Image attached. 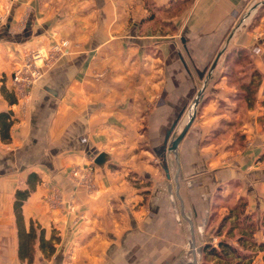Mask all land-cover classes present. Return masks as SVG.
Segmentation results:
<instances>
[{
  "label": "crops",
  "instance_id": "1",
  "mask_svg": "<svg viewBox=\"0 0 264 264\" xmlns=\"http://www.w3.org/2000/svg\"><path fill=\"white\" fill-rule=\"evenodd\" d=\"M259 1L0 0V263L30 264L15 199L31 174L23 228L60 239L45 264H191L222 239L221 201L246 199L261 224ZM227 35L232 57L252 52L262 74L253 105L235 85L252 71L206 70ZM31 50L41 74L16 84ZM206 81L175 145L173 128Z\"/></svg>",
  "mask_w": 264,
  "mask_h": 264
},
{
  "label": "trees",
  "instance_id": "2",
  "mask_svg": "<svg viewBox=\"0 0 264 264\" xmlns=\"http://www.w3.org/2000/svg\"><path fill=\"white\" fill-rule=\"evenodd\" d=\"M246 56V53L242 50L237 51L233 55L232 60L234 63L240 64L242 60H246ZM251 73L250 80L240 84V88L244 90L243 94L248 105H253L254 101L252 103L251 100L249 101V98L251 97L250 95H252V100L255 98L256 90L262 78L261 72L255 68ZM36 178V174H31L28 180L31 189L17 190L15 199V211L20 232V256L28 258L30 261L33 259L36 240H38V246L42 251H49L48 255H52L55 252V243L60 240L57 236L46 239L44 231L37 237L36 231L33 228L30 229V232H25L23 228L22 205L29 197L32 191V183L36 182ZM247 207L248 202L239 199L229 208L220 222L217 233H221L222 229L229 223L227 230L229 237L232 238L233 232L237 230L235 241L230 238H222L218 246L207 243L203 250L205 256L211 257L218 264H254L256 255L260 251H264V240H258V223L251 219V215L247 212ZM261 226L264 234V219L261 222Z\"/></svg>",
  "mask_w": 264,
  "mask_h": 264
},
{
  "label": "rangeland",
  "instance_id": "3",
  "mask_svg": "<svg viewBox=\"0 0 264 264\" xmlns=\"http://www.w3.org/2000/svg\"><path fill=\"white\" fill-rule=\"evenodd\" d=\"M230 32H228V35H230L229 34ZM227 35V38H225V40L223 41V44H222V46H221V52H222V55H221V57H220V59H219V61H218V64L216 65V67H215V69L216 68H218V69H221V70H224V71H226V72H230V73H235V76H237V78L239 79L240 77V75L238 74L239 72H251V71H253V69L255 68V69H257L258 71L260 70L258 67H257V63L255 62V59L253 58V55H252V52H248L247 53V51H243L244 53H246V60H242L241 62H240V64H236V63H234V61L232 60V54L234 53V51H230L229 52V50H230V47H229V44H228V38H229V36ZM59 45H61V46H63V44L61 43H59ZM61 49H62V47H61ZM61 49H59L60 51H61ZM58 50V51H59ZM37 50H31L29 53H28V55H33L35 52H36ZM220 51V50H219ZM45 52V51H44ZM43 52V53H44ZM229 52V53H228ZM236 52V51H235ZM45 54H47L46 52H45ZM218 54V53H217ZM231 54V56H229ZM216 57L217 56H214L212 59H211V61H209L208 63H207V66H206V70L207 71H210V69H211V67H212V65H213V63H214V61L216 60ZM243 59V58H242ZM37 63H38V61H37ZM25 65H23V66H20V65H16V68H15V70H14V78H13V80H14V82H16V84H18V83H21V82H19L18 80H16L15 79V77H16V74H18V73H20L22 70H23V68H25L24 67ZM214 69V70H215ZM260 72V71H259ZM38 77H36V79H37ZM237 82H235V85L237 86V87H239L240 86V80L238 81V80H236ZM201 84V83H200ZM201 87H202V84L200 85V89H201ZM199 89V90H200ZM198 90V91H199ZM194 101L193 100H191L190 101V106H189V111L188 110H186L184 113H185V115H187V117H186V119H185V122H184V124L182 125V126H178V127H174L173 128V132H174V140H178V138H179V136H181V134H182V132H183V130L185 129V126H186V124H187V122H188V120L190 119V117L192 116V114H193V112H194ZM198 108H199V105L196 107V112H195V118H196V116L198 115ZM184 115V116H185ZM179 143H177L176 145H178ZM11 148H12V146H11ZM7 149V148H6ZM5 150V149H4ZM263 156H264V154H263ZM262 156V157H263ZM91 166H94L93 164L91 165ZM242 200H246V199H242ZM233 204V201H230V203L229 202H226V201H221V207H227L226 209L224 208L221 212L222 213H225V212H228V209L231 207V205ZM247 212L251 215L250 217H251V219L253 218V217H255V216H257L256 214H257V212L255 211V212H250L249 211V209H248V207H247ZM263 219H264V215H263ZM228 226H229V223H228V225H226L223 229H222V232H221V237L222 238H227V239H231V240H233V241H235V237H236V234H237V230H235L234 232H233V236H232V238L231 237H229V234L227 233V230H228ZM258 229L260 230V231H262V235H261V232L259 233V231L257 232L258 233V236H257V238H258V240H264V234H263V228H262V226H261V224H258ZM36 230H37V232H38V230H39V225L37 226V228H36ZM36 232V235H38V233ZM37 244H36V247H34V252H37V253H39V251H40V249H39V246H38V240H36L35 241ZM210 243L211 244H216L217 243V241H210ZM57 248V246L55 247V249ZM43 255V256H42ZM263 255H264V251H260L257 255H256V257H255V260H254V264H264V257H263ZM38 256L40 257V259H36L35 261L32 259V261H30V264H45L46 263V260L45 259H43L44 257H46V258H48V260H51V258H53V257H51V256H47L45 253H44V251L43 252H41V254L39 253L38 254ZM33 258L35 259V256L33 255ZM69 259V258H68ZM0 264H2V263H0ZM191 264H218V263H216L211 257H207V256H205V254H204V252H202V253H200V254H197L196 256H195V258L192 260V263Z\"/></svg>",
  "mask_w": 264,
  "mask_h": 264
},
{
  "label": "built area",
  "instance_id": "4",
  "mask_svg": "<svg viewBox=\"0 0 264 264\" xmlns=\"http://www.w3.org/2000/svg\"><path fill=\"white\" fill-rule=\"evenodd\" d=\"M42 57L43 56L41 52L38 50L33 55H29L24 66L25 68H23L20 73L16 74L15 79L23 84H29L33 82L36 77H39L41 74V69L39 68L37 61Z\"/></svg>",
  "mask_w": 264,
  "mask_h": 264
},
{
  "label": "water",
  "instance_id": "5",
  "mask_svg": "<svg viewBox=\"0 0 264 264\" xmlns=\"http://www.w3.org/2000/svg\"><path fill=\"white\" fill-rule=\"evenodd\" d=\"M263 5H264V0H261V1L257 2L256 4H254V5L251 7L250 14L252 13V11H253L254 9H257L258 7H261V6H263ZM222 52H223V51H222ZM222 52H220V53L218 54V56L216 57V60L214 61L213 65H212V67H211V69H210V71H209V75H211V74L213 73V71H214L216 65L218 64V61H219V59H220V57H221V55H222ZM206 86H207V81H206V83L204 84V87L202 88L201 92L199 93V95H198V97H197V99H196V101H195V103H194V112H193L192 116L190 117L189 121L187 122V124H186V126H185V130H184V132L187 130V128H188L189 125L193 122V120H194V118H195L196 107H197V105L199 104L200 97L202 96L203 91H204V89H205ZM184 132H183V133H184ZM182 135H183V134H182ZM180 137H181V136H180ZM180 137H179V138H180ZM178 141H179V139L175 142V145L177 144ZM107 159H108V154H107V152H100V153L96 156V158L94 159V162H95V164H97V165H99V166H103V165L105 164V162L107 161Z\"/></svg>",
  "mask_w": 264,
  "mask_h": 264
},
{
  "label": "bare ground",
  "instance_id": "6",
  "mask_svg": "<svg viewBox=\"0 0 264 264\" xmlns=\"http://www.w3.org/2000/svg\"><path fill=\"white\" fill-rule=\"evenodd\" d=\"M194 109V108H193ZM189 121V120H188Z\"/></svg>",
  "mask_w": 264,
  "mask_h": 264
}]
</instances>
